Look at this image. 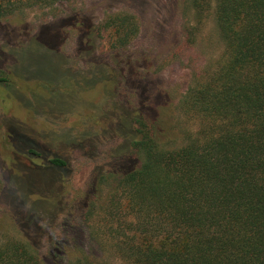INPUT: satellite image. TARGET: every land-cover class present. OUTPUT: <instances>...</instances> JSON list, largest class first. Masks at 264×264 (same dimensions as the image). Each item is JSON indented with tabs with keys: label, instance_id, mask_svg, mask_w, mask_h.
I'll use <instances>...</instances> for the list:
<instances>
[{
	"label": "rangeland",
	"instance_id": "obj_1",
	"mask_svg": "<svg viewBox=\"0 0 264 264\" xmlns=\"http://www.w3.org/2000/svg\"><path fill=\"white\" fill-rule=\"evenodd\" d=\"M118 13L135 16L141 28L130 47L116 51L106 21ZM196 25L191 0H24L0 18V246L31 243L50 264L99 253L84 215L91 202L95 214L106 206L107 167H117L112 155L127 145L112 128L140 109L150 86L161 92L146 107L157 138L170 149L183 145V95L224 50L213 15ZM19 138L33 140L42 155L29 154ZM56 157L68 163L66 180L58 183L53 170L29 172ZM126 164L138 160L132 154ZM43 200L53 220L27 227L28 212L48 207Z\"/></svg>",
	"mask_w": 264,
	"mask_h": 264
},
{
	"label": "trees",
	"instance_id": "obj_2",
	"mask_svg": "<svg viewBox=\"0 0 264 264\" xmlns=\"http://www.w3.org/2000/svg\"><path fill=\"white\" fill-rule=\"evenodd\" d=\"M23 1L0 0V18ZM191 6L198 27L214 16L224 50L183 95L184 143L170 149L157 138L146 107L148 96L161 92L144 88L140 109L125 112L112 128L127 145L112 155L117 167H107L106 206L95 214L91 202L84 215L99 253L70 264H264V0H191ZM138 20L118 13L106 21L116 51L137 38ZM95 32L104 38V30ZM29 141L21 140L29 154L42 155ZM132 154L138 165L127 168ZM28 170H53L59 183L69 166L56 157ZM41 202L48 207L28 212L27 227L53 220L54 208ZM0 264L50 263L31 243L10 239L0 246Z\"/></svg>",
	"mask_w": 264,
	"mask_h": 264
}]
</instances>
